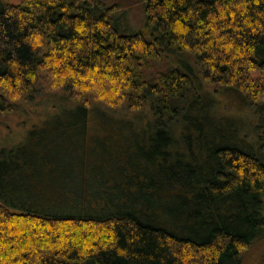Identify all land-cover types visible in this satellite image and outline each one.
<instances>
[{"label":"trees","instance_id":"1","mask_svg":"<svg viewBox=\"0 0 264 264\" xmlns=\"http://www.w3.org/2000/svg\"><path fill=\"white\" fill-rule=\"evenodd\" d=\"M45 72L73 102L59 113L147 130L154 179H64L78 194L41 205L0 193V264H243L264 241V0H0V114ZM207 86L254 124L217 116ZM90 87L148 120L91 107ZM24 165L0 152V191Z\"/></svg>","mask_w":264,"mask_h":264},{"label":"rangeland","instance_id":"2","mask_svg":"<svg viewBox=\"0 0 264 264\" xmlns=\"http://www.w3.org/2000/svg\"><path fill=\"white\" fill-rule=\"evenodd\" d=\"M4 1L18 4L23 0ZM56 83L47 78L45 72L41 75L32 100H26L24 97L10 100L14 110L0 114V152L12 150L15 157L17 155L25 162V165L18 169V175L14 179L8 181V178H5L1 194L8 191V194L17 196L19 191L25 197H31L25 198L30 205H41L39 199H59L62 191L67 196L78 194V187L72 182L65 183L64 179L75 181L79 176H87L100 179L110 186L112 177L114 182L121 184L119 188L122 190H126L127 180L133 183L137 180L154 179V174L148 172L151 167L144 156L143 149L147 147L141 145L148 143L147 130L143 133L124 129L111 130L94 115L90 116V121L85 119L83 122L72 113H59L60 107L70 106L73 102L65 98L68 96L64 91L66 86L61 82ZM98 84L100 86L103 83ZM89 90L91 107L106 109L113 112L117 118L126 116L131 119L140 117L143 122L148 120L147 108L138 114L128 112L124 106L115 111L111 110L107 104L110 89L104 90L102 87ZM213 90L212 86L206 88V91L212 94L211 103L217 116L235 119L239 126L254 124L253 109L245 101L229 93ZM111 96L118 95L113 93ZM92 113L93 110L90 114ZM128 151L131 155H139L140 163L137 167L129 169L119 163L118 157L124 162ZM102 164L106 165L105 168L112 165L114 170L102 173L97 167ZM131 188L134 190L135 186L132 184L129 190ZM30 231L32 233L37 229L32 228ZM263 261L264 241L252 247L243 264H262Z\"/></svg>","mask_w":264,"mask_h":264}]
</instances>
